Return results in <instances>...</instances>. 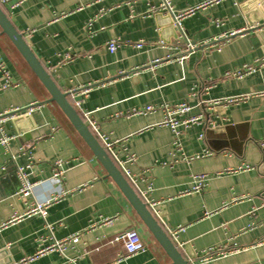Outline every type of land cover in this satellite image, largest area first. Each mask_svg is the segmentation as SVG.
<instances>
[{
	"label": "crops",
	"instance_id": "crops-1",
	"mask_svg": "<svg viewBox=\"0 0 264 264\" xmlns=\"http://www.w3.org/2000/svg\"><path fill=\"white\" fill-rule=\"evenodd\" d=\"M161 1L5 0L0 6L82 120L88 113L102 133L136 155L128 165L138 179L132 188L137 193L150 184L147 196L158 203L164 223L183 227L174 239L164 231L190 264H264V64L234 74L264 56L263 3L223 0L185 18L179 31L158 10ZM201 1L171 4L178 11ZM110 40L119 43L113 52ZM186 40L196 47L187 51ZM138 42L142 46L134 47ZM0 54L12 82L3 87L0 73V114L34 107L2 122L9 139L7 146L0 142V225L21 217L0 228V264L75 234L79 239L65 249L24 264H172L1 32ZM243 94L249 97L239 103L209 105ZM179 102L202 122L182 130L178 148L171 129L160 123L163 106ZM149 105L159 108L131 114ZM57 161L61 174L54 177ZM21 167L34 183L26 197L17 193ZM200 173L206 174L202 189L184 193ZM47 200L44 215L26 214ZM109 217V225L100 224ZM129 228L139 233L144 250L118 260L123 245L110 240ZM220 251L226 254H215ZM205 255L212 257L200 261Z\"/></svg>",
	"mask_w": 264,
	"mask_h": 264
},
{
	"label": "built area",
	"instance_id": "built-area-1",
	"mask_svg": "<svg viewBox=\"0 0 264 264\" xmlns=\"http://www.w3.org/2000/svg\"><path fill=\"white\" fill-rule=\"evenodd\" d=\"M5 0H0V3H3ZM223 0H202L201 2H199L198 4L194 5V6H189L183 10H178L175 11L172 8V4H171V0H162L158 10L165 12L167 15H169V17H171L172 20V24L173 26L181 31L182 30V21L185 18H188L189 16L195 14L197 11L200 10H204L206 9V7L214 5V4H218ZM241 33L240 30L238 31H232L230 33H225L223 36H221V38H228V37H232L236 34ZM184 34H182V32L180 33L179 37H183ZM119 46V43L116 40H110L107 42V49L110 52L115 51V49ZM134 47L139 48L140 46H142V42H138L136 44H133ZM196 47V45L191 42L186 40V48L187 51L193 50ZM185 56L180 57V59H183ZM69 58V57H67ZM158 60H156L154 63H156ZM264 64V56L257 59L254 63L252 64H245L243 65L242 69L236 71L234 74L237 77H242L243 74L245 73H250V72H254L256 71L260 65ZM0 73L4 75L5 80L3 83V87H7L12 85V82L9 78V73H7L6 67H5V63L3 60V57L0 54ZM89 88H84L83 90H81V94H85L88 92ZM249 95L247 94H243L242 96H233V97H226V99L223 100H210L209 101V105H216V104H226V103H239L241 101H243L244 99L248 98ZM34 107L29 106L25 109H19V108H15L12 109L11 112H3V114H0V142L3 145L8 144V139L9 136L6 135L4 128L2 126V122L3 120L7 117V115H9V113H13L12 116L20 114L21 113H30L32 111ZM157 108H159L158 106H146L144 108H140V109H134L131 114L134 115H139L140 113H146V112H153L156 111ZM163 109L165 111V116L163 121L160 123L161 125H165L167 127H169L171 129V131L174 134L175 137V141L174 144L175 146H177L179 148L180 146V134L182 132L183 129L189 128L190 126H192V124L194 123H201L202 119H201V115L200 114H192L191 115H187L192 107L185 103V102H179L176 103L173 106H168V105H164ZM25 110V111H24ZM83 117L84 120L86 122V125L88 126V128H90V130L92 131V133L94 134L95 138L98 139L99 143L101 144L102 148L104 149V151L106 152V154H108V156L111 157V159L113 160V162L115 163L116 167L119 169V171L123 174L124 177H126V179L128 180V182L130 183V185L132 187H136L137 186V175L135 173H132L130 171V169L128 168V165L131 163H134L136 161V155L129 153L125 147L122 146V140H117V139H111L108 135H105L104 133H102L99 130V127L97 125V123L92 120L89 117L88 113H83ZM262 144L264 145V141L262 142ZM120 154H122L124 156V158H122L120 156ZM59 162L57 161L55 164V172L53 173L54 177L59 176L61 174V171L59 170L58 166H59ZM248 167V166H245ZM17 176H19V182H20V187L18 189V192L21 196H29L31 195V190L34 186V183H32L29 179L28 176H26V173L24 172L23 168H19L17 171ZM194 181L192 186L190 187L189 190H186L184 193H194V192H198L202 189V187L205 184V180H206V174L200 173V174H196L194 175ZM150 184H147L145 189L142 190H137V194L140 197V199L142 200V202L145 203L146 207H148V209L151 211L152 215L154 216V218L156 219V221L158 222V224H160L162 226L163 229H167V232L169 233V235L171 236V238H175L177 233L181 230H183L182 226H178L176 228H170L166 225V223H164L162 217H161V213L159 211L158 208V203L153 201L152 199H150L147 194L150 191ZM51 204L50 200H47L45 202H40V203H36L34 204L33 207L29 208L28 211L26 212L27 215L30 214H42L44 215L46 210L45 208L47 206H49ZM21 216L18 215H14L12 216L10 219H8L6 221V223H3L0 225V228L5 227L6 224L14 222L16 220H18ZM113 221V218L109 217V218H101L100 219V224L102 225H109L111 222ZM79 239V234H75L73 236L67 237V238H63V239H58V241H53L50 245H46V246H42L40 249H38L34 255L32 256H26L18 261H14L12 262V264H24L27 261H31L34 258L41 256V254L46 253V252H51V251H58V250H63L66 247H68V245L75 243L77 240ZM112 241H117V242H121L124 248V255H120L117 259L121 260V258L123 257H127V255H133L136 254L138 252H141L144 250V243L141 240V237L139 235V233L134 229V228H129L126 229V231L117 234L116 236H114V238ZM179 246H181V243H178ZM216 255H224L226 254L225 251H220L215 253ZM212 256L211 255H205L203 256V258L200 261H206L208 259H210Z\"/></svg>",
	"mask_w": 264,
	"mask_h": 264
},
{
	"label": "water",
	"instance_id": "water-1",
	"mask_svg": "<svg viewBox=\"0 0 264 264\" xmlns=\"http://www.w3.org/2000/svg\"><path fill=\"white\" fill-rule=\"evenodd\" d=\"M260 2L264 4V0H260ZM254 3H256L255 0H253L249 5H255ZM263 4L258 6V10L262 14L264 20ZM169 19L171 22V17H169ZM249 23L250 25H254L256 21L251 19ZM260 29L264 34V24L260 27ZM0 32L10 40L16 51L23 57L30 70L35 76H37L38 80L47 90L49 98L46 102H53L59 106L69 123L74 126L79 136L82 140H84L93 155L98 159L107 175L112 178L119 190H121L124 196H126L131 207L134 208L142 223L147 226L154 239L163 248L168 258L171 259L172 264H190L184 254L177 249L172 240L169 239L162 226L158 224L151 211L148 207H146L145 203L142 202L126 177H124L116 167L111 157L106 154L98 139L95 138L90 128H88L86 123L80 117L75 106L69 102L67 93L59 89L54 79H52L49 72L46 71L37 56L32 53L25 38H23L22 33L17 31L14 24L9 20L7 14L1 6ZM75 99H80V96L75 97Z\"/></svg>",
	"mask_w": 264,
	"mask_h": 264
}]
</instances>
